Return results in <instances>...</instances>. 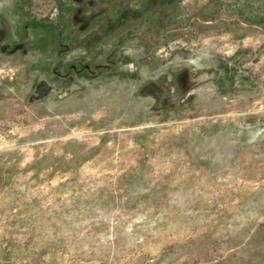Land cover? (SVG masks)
Returning <instances> with one entry per match:
<instances>
[{
  "label": "rangeland",
  "instance_id": "374dc122",
  "mask_svg": "<svg viewBox=\"0 0 264 264\" xmlns=\"http://www.w3.org/2000/svg\"><path fill=\"white\" fill-rule=\"evenodd\" d=\"M0 264H264V0H0Z\"/></svg>",
  "mask_w": 264,
  "mask_h": 264
}]
</instances>
